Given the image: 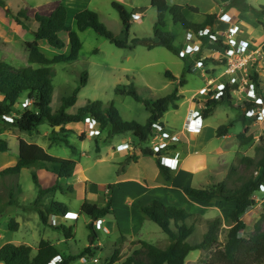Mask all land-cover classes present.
<instances>
[{
	"label": "rangeland",
	"instance_id": "1",
	"mask_svg": "<svg viewBox=\"0 0 264 264\" xmlns=\"http://www.w3.org/2000/svg\"><path fill=\"white\" fill-rule=\"evenodd\" d=\"M1 1H3L5 8L0 6V61L15 68H38V65L29 62L30 47L35 40L33 31L37 27L34 22L36 14L48 16L56 8L63 5L68 11V26L79 34L82 42V50L78 60L52 66L54 92L52 95L51 110L53 113L59 110L63 98L72 96L74 91L80 87L81 75L87 71L89 73L88 84L81 88L75 106L67 111L69 114H76L80 109L85 108L89 102L102 101L105 105L113 104L125 122H136L144 125L149 118L144 104L135 101L131 96L118 95L116 88L118 86L128 87L133 85L140 97L144 100L163 98L178 88L180 100L177 104L179 109L169 110L162 119V122L168 128L167 130L173 134L176 133L175 129L178 131L181 130L185 118L188 115L187 107L189 97L194 94L196 95L203 87L208 86L206 78H212L210 80L214 82L220 81L221 79L223 81V78H225L229 86L237 85L231 91L233 100L231 102H220L205 124L212 130L224 125H233L229 132L230 139H218L219 143L231 144L229 158L232 159L230 161L231 166L228 169L229 172L226 171V174L216 176L213 184L219 181L224 182L227 177L225 181L231 187H238L240 185L238 181L242 178H258L260 176V171L255 167L251 169L246 168L241 163V159L243 157H250L258 160L260 155L257 149L262 145V138H264V133H262L257 119L250 118L246 112V109L251 108L249 106L254 104L256 99L261 98V96L264 97V16H259L255 12L245 9L242 5L241 12L237 11L241 14V18L239 19L240 23L238 22L241 25L239 26L244 30L243 33H246L244 36L248 42L253 43V46L249 47L251 49H255L256 47V52L252 53L251 51L242 54L237 47L238 45L234 44L237 42V37L232 35L228 38V41L234 50V54L231 55V52L228 57L226 55L227 53H224L222 61H207L213 58V52L222 51L221 44H219L220 39L217 40L218 42H212L204 38L205 46L202 47L201 52L189 56L186 59L180 58V55H178L179 51L183 46L188 43L191 44V42L187 37L188 31H184L179 25H174L169 15L166 18V28L164 31L173 32L176 35V41L174 43L176 52H170L161 46H155L152 50L148 49L147 43H157L154 37L157 11L151 4L152 0ZM169 1L171 6L178 4L174 3V0ZM231 1L229 0V2ZM114 2L122 4L132 15L131 28L128 36H126L124 31L119 12L113 7ZM179 2H183V4H188L185 2L195 3V6L193 5L192 7L198 8L199 13H192L187 9L184 11L186 12L187 18L194 23H202L205 20V16L216 9L217 4L224 6V0H179ZM249 4L250 7L260 10V6H264V0H249ZM178 5L183 7L188 6ZM231 7L238 8L239 6L232 5ZM84 10L96 12L100 17L101 23L116 37L122 40L128 39L130 47L118 48L106 38L98 35L93 29L79 32L77 30L75 16ZM20 11L30 17L29 21L25 22V20H22V25H18L15 19ZM224 15L220 17L221 21L224 20L225 23H229L227 20L233 21L231 18L226 19ZM219 23V19H217L214 25L215 29L211 27L214 30L213 32L216 30L220 35H226L230 27L227 30L224 28L225 30L221 32L218 28ZM61 38L66 43L64 49H55L48 42L40 41L38 43L40 51L50 60L61 54L68 55L70 53L69 37L63 33L61 34ZM135 39H139L141 42L133 46L132 41ZM197 59L205 61L204 68H196ZM226 62L236 64L239 67L236 74H225L227 70ZM187 69H191V71L187 72ZM166 72H170L175 79L167 78ZM184 73L186 84L180 87V79ZM255 74H258L257 82L252 80ZM224 75L225 77H223ZM17 108L22 110L23 105L17 106ZM10 123L4 117H0V141H5L8 147L7 152L0 151V172L16 165L19 160V140L24 139L27 142L44 147L52 156L73 159L76 162H80L84 168L83 174L89 180L85 189L83 184H81L84 182L83 175L79 171L75 172V179L80 180L82 178V180L80 182L75 180L71 183V180H62L52 173L43 172L42 170L34 168L24 169L16 176H0V246L7 243L15 245L25 244L32 247L33 253L35 254L41 240L51 241L55 244H57V241L65 240L61 230L46 226L40 220L35 204L38 196V188L33 182V174H36L42 189L52 188L57 183L62 187L61 190L47 195L43 199V204L56 201L72 210L71 218L74 220L64 221L63 218L65 216H57L56 218V227L61 225L67 228L71 227L74 235L73 239L56 245L61 249L62 253L66 255L82 253L90 247L92 239V242L95 241L94 245L90 247L93 255L87 256L89 258H97L99 264H103L109 261L118 250H120L121 262L126 261L136 250L140 249L139 241H146L161 249L169 245L168 236L163 233L156 223L145 216V222L140 232L123 236L119 234V228L116 226L111 234L107 235L103 230H96L97 236H93V231L89 225L94 227V219L81 214V207L85 202V197H87L88 202H96L100 207L106 206L105 200L111 201L112 193L108 191V185L115 184L117 172L122 167H127L125 165L126 157L130 155V152H118L114 160H112L113 158L110 153L118 151L119 144L125 146L128 144L130 146L129 149L140 150V148L154 146L157 143L161 145L163 143L161 140L153 139L152 141L150 139L148 143L141 144L135 136L129 133L116 135L109 139V129L97 135L88 131L87 127L89 125H85V123L67 125L65 126V132H62L61 128L59 130L56 129V132H54L53 128L45 123L39 126L33 134H28L15 128ZM246 128L249 131L247 137L253 136V142L241 147L237 136ZM96 129L99 130L97 126ZM209 132L208 135L204 134L207 138L211 139L209 147H217V139H215L211 131ZM62 140H68L72 146L76 147V151L74 152L71 148L67 147ZM104 140L108 141L105 143ZM163 145H165L163 147L164 150L172 146L167 142ZM100 149H102V152L98 155V152L101 151ZM100 156L104 160L100 161L102 159ZM122 161L123 163L119 165V162ZM232 168L237 169V172L233 173ZM84 183L86 185V182ZM71 186L73 193L69 190ZM191 188L198 187L194 185ZM106 191L108 192L106 193ZM115 196V205L120 210L124 197L121 193H117V191H115ZM256 196L260 200L264 199V190L258 192ZM205 207L207 208L201 212L193 213L192 215L195 217L187 221L188 226L194 225L196 229L193 236L189 239L191 244H196L203 240V236L207 231L205 219H214L220 215L217 212V202L212 206ZM222 211L223 232H221L219 238L221 244L225 243L227 231L231 228L228 216L229 210L224 208ZM135 214L142 216L139 211L138 213L135 211ZM104 219L106 222L112 223V226L116 225V220L113 217L107 216ZM12 220L19 223V230L11 231L9 229L8 225ZM135 222L137 225L140 223L137 217L135 218ZM250 231L248 229L244 235L248 237L252 236L254 230L251 233ZM98 243H101L102 246ZM94 246L96 247L94 248ZM212 250L192 252L187 258L186 264H207ZM72 264H81V262L77 260Z\"/></svg>",
	"mask_w": 264,
	"mask_h": 264
},
{
	"label": "trees",
	"instance_id": "2",
	"mask_svg": "<svg viewBox=\"0 0 264 264\" xmlns=\"http://www.w3.org/2000/svg\"><path fill=\"white\" fill-rule=\"evenodd\" d=\"M241 1L243 2L241 4ZM247 0H232L231 6H244L245 9L255 12L259 16H264V7L256 10L246 3ZM152 6L157 11V21L154 27V37L156 44H148V49L152 50L155 46L166 48L170 52H176L174 43L176 35L173 32H166V18L169 15L172 22L176 26L182 27L184 31H194L198 33L204 30L207 26L215 27L218 19L217 14H209L205 16L203 23H194L190 21L185 9L192 13H199V9L192 6H170L167 0H152ZM0 6L5 8L3 1L0 0ZM113 7L119 12L122 20L126 36L129 35L131 28L132 15L126 8L114 2ZM16 23L22 25V20L29 21L30 17L20 11L15 17ZM68 11L61 5L56 8L50 15L36 14L34 22L37 27L33 31L34 42L30 47L29 62L38 65V68L24 67L15 68L7 63L0 61V117H11L13 122L10 124L22 132L33 134L42 124H49L54 132L57 127L65 132V126L70 124L85 123L87 119H93L97 123L100 133L109 129L108 137L112 138L116 135L124 133H132L141 144L148 143L152 136V131L155 125L161 124L164 115L171 109L178 110L177 102L180 100L178 95L179 90L176 88L173 93L156 100H144L140 97L133 85L128 87L118 86L116 93L121 96H131L135 101L143 103L150 117L145 125L136 122H125L116 110L113 104L105 105L102 101L89 102L85 108L80 109L76 114H69L67 111L74 107L78 94L82 87L87 86L89 81V73L83 72L78 87L72 96L62 99V105L55 113L51 110L52 95L54 87L52 84L53 70L52 66L59 63H71L78 60L82 50V42L77 31L72 30L67 24ZM77 30L85 32L88 29H93L98 35L106 38L118 48H129L128 39H119L104 24L101 23L100 17L96 12L84 10L75 16ZM212 28V29H213ZM67 34L70 43V53L68 55H58L54 59H48L39 49V42L46 41L55 48L62 50L66 47L65 41L61 38V34ZM141 42L139 39L132 41L135 46ZM220 44H222L220 42ZM225 48L227 45L222 44ZM179 55V53H178ZM208 59L207 61H210ZM191 69H187L190 72ZM185 73L180 79V87L185 86ZM167 78H174L170 72H166ZM175 79V78H174ZM258 81V74L252 78ZM237 85L227 86L222 93L220 100L209 101L206 109L202 112L204 119L209 118L214 109L220 102H231L233 100L231 91ZM29 100L30 104L23 106L19 110L17 106L23 105L22 99ZM264 100V97L261 96ZM255 106L252 104L249 107ZM248 107V108H249ZM233 125L220 126L216 130L217 137L227 136L230 128ZM248 129L238 134L237 138L240 146L244 147L253 142V136L247 137ZM67 147L74 152L76 147L72 146L68 140H62ZM0 151L7 152L8 147L5 141H0ZM260 158L254 159L243 157L241 163L246 168L255 167L260 172L258 178L249 177L242 178L240 185L231 187L228 182L224 181L218 184L210 185L206 188H186L184 194L204 204H210L215 200L225 202L234 201L236 203L235 210L229 215L230 229L227 231L225 243H220V234L223 232V221L221 218H215L206 221L207 231L203 236V240L196 244H191L189 239L195 233L194 225L188 226L187 221L195 217L187 212L184 208L165 205L159 200H152L141 208L144 216L156 223L160 229L169 238V245L161 249L155 245L149 244L146 241H139L140 249L121 262L120 250L116 251L113 257L103 264H186L188 256L195 251L213 250L207 264H264V210L259 221L254 226V234L251 237H244L243 233L246 230V224L242 217L247 211L256 206L254 196L264 189V138L262 145L257 149ZM144 156H156L159 159V168L161 174L166 180H169L167 167L160 163L161 152L155 154L148 148H142ZM132 162H137V158L129 156L125 165ZM78 163L73 159H64L55 157L46 152L37 144H30L24 139L19 140V160L13 167H8L0 172V176L19 175L24 169H39L55 174L59 179L71 178L77 169ZM125 168H121L123 172ZM232 172L236 173L237 169L232 168ZM35 186L38 188V196L35 201L37 213L41 222L50 227H55L61 230L65 239L68 241L74 237L72 228H67L63 225L54 226L51 224V216L64 217L68 213V207L62 203L51 201L43 204V199L62 187L59 183L49 189H42L36 174L32 176ZM113 185L109 186V190ZM73 192L72 187L69 189ZM111 201L105 207H100L96 204L85 201L81 207V214L87 215L96 220L104 219L111 214ZM11 231L19 230V223L12 220L9 225ZM93 231V236H97L92 225H89ZM87 255H93L91 248L88 247L84 252L79 254L66 255L61 252L56 245L50 241L41 240L37 252L33 253V248L25 244L15 245L7 243L0 248V264H51L53 259L60 256L61 264H72Z\"/></svg>",
	"mask_w": 264,
	"mask_h": 264
},
{
	"label": "crops",
	"instance_id": "3",
	"mask_svg": "<svg viewBox=\"0 0 264 264\" xmlns=\"http://www.w3.org/2000/svg\"><path fill=\"white\" fill-rule=\"evenodd\" d=\"M174 3L188 5V6H193L195 4L193 2H185L188 4H183V2H179V0H174ZM223 3H224V6L217 4L216 9L213 12L211 11L209 13V14H217L219 22H220L218 28H219V31L221 32L224 31L225 29L227 30L229 27H232L235 24L241 25L239 24L240 22L238 23L241 17L240 16L241 14H239L240 16L239 19H234V14L237 11L241 12L242 9L240 7L238 8L231 7V4H230L231 2H229V0H224ZM246 3L248 6H250L249 0H247ZM168 4L171 6V3L169 0H168ZM224 14H226V19L231 18L233 21L229 23L228 22L225 23L224 20L221 21L220 17ZM203 22L204 20L202 21V23ZM216 29H217V26H216ZM244 35H246V33H243L242 39L247 40ZM194 95H192L188 99V107H187L188 115L185 118V121H184V124L181 130L178 131L177 129H175L176 133H173V134L169 130H167L169 133H171V135L175 139V141L172 140V142L166 141L167 143H170L172 146L161 152L162 153L161 157H164L166 159H171L173 162V167L167 168L168 173H169V180H166L164 176L161 174V170L159 168V159L156 156H144L142 154V148H140V150L138 149L131 150L129 149L130 146H128V144L126 145L128 149L130 150L129 156L136 157L137 162H132L129 165H127V167L125 168L123 172H120V173L117 172L116 182L115 184H111L113 185L112 189L109 190L110 185H108V191H111L112 193V199H111L112 206L110 210L111 214L108 216L113 217L116 220V225L112 226V223H108L106 222L105 219H103L104 226L107 227V229L109 230L108 234H111L116 226H118L119 228V234H122L123 236H126L127 234H132L134 232H140L142 229V225L145 222L144 218L146 217V216L144 217V215L142 214L141 208L147 203L151 202L152 200H159L163 202L165 205H172V206H177V207L184 206L185 208L184 207H181V208H184L190 214L199 213L202 210L207 208L205 206H212L217 202V212L220 213V215L217 216L216 218H221V219L223 217L222 209L226 208L229 210L228 216L235 210L236 203L234 201L225 202L221 200H215L210 204H204L184 194V190L186 188L194 187V185H197L198 188H206L210 185H213V181L216 180L215 179L216 176L220 174L221 175L226 174L225 172L228 171L229 167L231 166L230 161L232 159V158H229L230 151H231V144L230 143L222 144V143H219L218 141V139L228 140L230 139V135L228 134L227 136H224L221 138L217 137L216 130L218 128L217 129L214 128L212 130L209 126H206L205 124L209 118L202 119L201 129H200L197 140L191 141L189 139V134L188 132L186 133V131H188V128L191 126V121L195 117L194 113L190 111L189 103H190V99ZM148 115L150 117L149 113ZM162 125L167 127L164 124V122H162ZM209 131H211L213 135L215 136V139H217V147H212V148L209 147L211 143V139L206 137V135L210 133ZM128 133L133 136L132 133L130 132ZM107 141L104 140L105 143ZM30 144H33V143H30ZM120 145L126 147L123 144H119L118 146ZM42 148L47 152V150L44 147ZM100 150L101 151L98 152V155H100L102 152V149ZM118 152L119 151H113L112 153H110L113 158L112 160H114ZM119 153H123V152H119ZM161 157H160V160H161ZM102 160H104V158L100 159V161ZM123 161L119 162V165L122 164ZM77 163L78 165H77L76 171H79L82 173L83 175L82 178L84 182H86V185H84L85 184L84 182H82L81 184H83V187L86 189L89 179L83 174L84 168L82 167V164L80 162H77ZM42 171L44 172L45 170H42ZM47 173H50V172H47ZM82 178L80 180L75 179V174H74L73 177L69 179H65V180H68V181L71 180V183H73V181L75 180L80 182ZM218 183H221V182L219 181L214 184H218ZM108 191H106V193ZM115 191H117V193H121V195L124 197V200L122 202L123 204L120 210L115 205V201H116ZM86 198L87 197H85V201H88ZM254 199L256 201V206L249 209L247 213L242 217L243 222L246 224L245 232L248 231V229H250L253 232L254 226L259 221L261 214L264 210V199L260 200L259 198H257L256 195L254 196ZM92 201H96V200H92ZM91 203L98 205L96 202H91ZM105 203L107 205L108 200H105ZM135 211H137V213L139 211V213H141L142 216L135 214ZM68 212H72V210L68 208ZM136 217L140 221L138 225L135 222ZM56 218L57 216H51L50 222L54 220L55 221L53 224L54 226L56 225V222H57ZM211 219L213 218H206L205 220L207 221ZM63 220L69 221V220H65L64 218ZM244 233H243V236L248 237V236H245ZM65 241L67 242L66 239L63 241H57V244H62ZM94 242L90 244V247L94 245ZM52 244L57 245L55 243H52ZM98 244L102 246L101 243H98ZM4 245H1L0 248ZM19 245H22V244H19ZM95 247L96 246H94V248Z\"/></svg>",
	"mask_w": 264,
	"mask_h": 264
},
{
	"label": "built area",
	"instance_id": "4",
	"mask_svg": "<svg viewBox=\"0 0 264 264\" xmlns=\"http://www.w3.org/2000/svg\"><path fill=\"white\" fill-rule=\"evenodd\" d=\"M239 14L240 12H237V14H234V18L239 19ZM226 15H224L225 17ZM241 18V17H240ZM229 22H231V20H227ZM239 22V21H238ZM215 29V28H214ZM214 30L210 27L207 26L203 31L196 33L194 31H188L187 32V37L188 40L191 42L186 44L185 46H183V48L179 51V55L180 58L186 59L189 56H192L198 52H201V49L203 46H205L204 43V38H207L208 40L212 41V42H218L217 40L220 39V42L224 45H227L228 48H225L224 46H222V44L220 45L222 48V51H215L213 52V58L211 60H216V61H222V56L223 54L227 53L226 55L229 57V55H233L234 54V50L232 49V46L229 43V37L236 36L237 37V42H235L234 44H237L238 49H240V52L242 54H246L248 52H256L257 48L255 47V49H251L249 46H253V43L248 42L244 39H242V35H243V31L242 28L237 24L233 25L232 27L229 28V30L227 31L226 35H220L219 32L217 33V31L215 30V32H213ZM222 36V37H220ZM232 44V43H231ZM217 54L218 58H217ZM226 66H227V70L225 72V74H236V71L238 70V66H236V64L233 63H228L226 62ZM229 66V67H228ZM205 67V61L204 60H198L196 62V68L198 69H202ZM231 72V73H230ZM225 77V75L223 76ZM207 82H208V86L203 87L196 95H194L191 99H190V103H189V108L190 111L192 113H194L195 117L192 119L191 121V126L188 128V134H189V139L191 141H196L201 129V123H202V112L206 109V105L209 101L212 100H220L222 97V93L223 91L226 89V87L228 86V83L225 81L226 79L223 78L224 80L222 81V79L220 81L214 82L210 79L212 78H206ZM23 102V106L26 107L27 105L30 104L29 100L23 98L22 99ZM255 106H252L249 109H246L247 111V115L250 118H254L257 119L258 124L262 130V133H264V100L262 98H258L255 100L254 102ZM5 120L9 121V122H13V119L11 117H4ZM89 125V127H87V130L90 131L91 133L97 134L99 135L100 132L99 130L96 129L97 123L95 120L93 119H87L85 122V125ZM153 139H159L161 140L163 143L161 145L154 144V146H150V147H145L150 149L152 152H154L155 154H158L160 152H162L164 149L163 147L166 143V141H175V139L173 138V136L171 135V133H169L166 129L165 126L157 124L154 126L153 131H152V136H151V140L153 141ZM128 147H124L122 145L119 146V148L117 149L119 152H123V153H128L129 150H127ZM161 164L167 168H172L173 167V162L171 159H166L164 157H161ZM262 171V169H260V172ZM78 215V214H77ZM72 217V213L68 212L65 215V220H74L71 218ZM74 217V216H73ZM54 219V218H53ZM78 220V219H77ZM54 220H52L51 224H54ZM94 230H103L106 234L109 233V230L107 229V227L104 226V222L102 219L100 220H95L94 223ZM100 245V244H99ZM62 262V258L60 256L56 257L53 259L51 264H61ZM81 264H99V260L97 258H89L88 256H84L80 259Z\"/></svg>",
	"mask_w": 264,
	"mask_h": 264
},
{
	"label": "water",
	"instance_id": "5",
	"mask_svg": "<svg viewBox=\"0 0 264 264\" xmlns=\"http://www.w3.org/2000/svg\"><path fill=\"white\" fill-rule=\"evenodd\" d=\"M60 127H57V130H59ZM96 220V218H94V221ZM91 243H92V239H91Z\"/></svg>",
	"mask_w": 264,
	"mask_h": 264
}]
</instances>
